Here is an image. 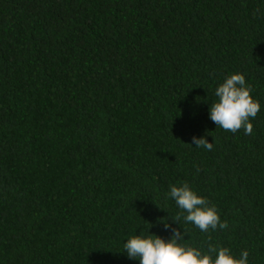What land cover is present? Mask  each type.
I'll list each match as a JSON object with an SVG mask.
<instances>
[{
    "label": "trees",
    "instance_id": "16d2710c",
    "mask_svg": "<svg viewBox=\"0 0 264 264\" xmlns=\"http://www.w3.org/2000/svg\"><path fill=\"white\" fill-rule=\"evenodd\" d=\"M237 73L250 135L209 118ZM184 183L226 229L172 221ZM173 229L264 264V0H0V264H139Z\"/></svg>",
    "mask_w": 264,
    "mask_h": 264
},
{
    "label": "clouds",
    "instance_id": "9594fccd",
    "mask_svg": "<svg viewBox=\"0 0 264 264\" xmlns=\"http://www.w3.org/2000/svg\"><path fill=\"white\" fill-rule=\"evenodd\" d=\"M251 86L246 85L242 74H232L215 89L217 100L209 106V118L226 132L236 133L243 129L245 135H250L254 119L260 111V104L251 95ZM196 147L211 150L212 142L205 138H192ZM168 195L175 201L180 209L176 213L174 223L179 224L181 218L191 223L201 232L207 233L209 229H226L227 221L221 222L217 209L209 205L207 199L197 195L184 183L182 186H172ZM162 210V209H161ZM162 219V218H161ZM165 227L168 224L165 223ZM184 239V233L179 229L172 230V236L165 241L159 236L150 234L146 237L139 235L127 239L124 243V252L131 259H138L139 264H248V251L244 250L240 258H234L228 248L214 246L211 243L207 252L191 246H184L178 241ZM215 254V258H213Z\"/></svg>",
    "mask_w": 264,
    "mask_h": 264
}]
</instances>
